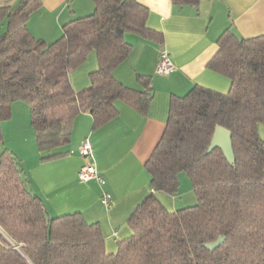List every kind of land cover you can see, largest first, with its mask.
<instances>
[{
	"label": "trees",
	"instance_id": "1",
	"mask_svg": "<svg viewBox=\"0 0 264 264\" xmlns=\"http://www.w3.org/2000/svg\"><path fill=\"white\" fill-rule=\"evenodd\" d=\"M180 1V0H174ZM197 4L199 0H182ZM94 10L62 25L53 41L36 37L31 13L41 0L0 5V264H264V33L244 37L226 28L208 67L228 76V92L196 84L173 94L165 130L147 159L152 192L131 212V234L116 251L106 249L98 222L79 212L52 216L30 190L21 159L2 149V121L11 103L30 106L40 151L70 141L76 116L89 111L93 126L107 122L123 99L146 113L152 89L125 85L114 75L132 43L126 33L159 36L147 25L149 8L138 0H93ZM98 67L90 84L76 91L69 73L90 51ZM217 124L232 131L235 161L209 144ZM185 171L197 203L168 208L154 191L174 194ZM225 235L210 250L206 242Z\"/></svg>",
	"mask_w": 264,
	"mask_h": 264
},
{
	"label": "crops",
	"instance_id": "2",
	"mask_svg": "<svg viewBox=\"0 0 264 264\" xmlns=\"http://www.w3.org/2000/svg\"><path fill=\"white\" fill-rule=\"evenodd\" d=\"M20 1L0 0V5ZM138 1L149 8L147 25L160 34L143 37L126 33L132 49L115 68L114 75L125 85L140 90L146 87L139 75L149 76L153 96L147 112L119 98L115 101L117 115L94 127L92 114L82 111L74 120L70 141L46 152L39 150L32 125L27 134L13 136L20 146L16 152L26 172V185L42 198L49 214L79 211L88 222H98L108 251H116L119 240L131 234L130 214L152 192L145 163L165 130L171 96L184 95L196 84L228 92L231 79L208 67L218 51L219 36L226 28L244 37L264 33V0H199L197 4L182 0ZM93 10V0H41L28 25L36 37L53 41L62 32L60 25ZM162 50L168 51L174 63L169 74L157 71ZM97 67L98 56L92 50L83 63L70 71L73 88L78 91L88 86L90 73ZM86 137L92 143L104 183L78 177L83 163L80 147ZM180 174V187L174 194L154 191L170 209L178 208L182 183L187 186ZM189 190H193L192 183ZM103 192L112 195L109 205L101 201Z\"/></svg>",
	"mask_w": 264,
	"mask_h": 264
},
{
	"label": "rangeland",
	"instance_id": "3",
	"mask_svg": "<svg viewBox=\"0 0 264 264\" xmlns=\"http://www.w3.org/2000/svg\"><path fill=\"white\" fill-rule=\"evenodd\" d=\"M60 27H62V25H60ZM6 28H7V20L5 19L0 23V35L3 32H5ZM11 107H12L11 117L2 121V131H3V135H4V142L2 143V149L7 148L10 151H12L13 153L17 154L16 150L19 149L20 146L17 143V141H18L17 138L15 139L13 136L15 133L25 135V134H27V131L32 130L31 129V125H32L31 124V111H30L31 109H30L29 104L23 100H17L14 102V104L12 102ZM12 116H13V119H11ZM263 125L264 124H260L259 127L261 129L260 132L264 138V126ZM19 158H21V157H19ZM21 168H22L24 177L27 178L26 172L23 168V164H22ZM180 176H181V180L183 177L185 178V180L187 181V186H186V184L182 183L181 189H182L183 194H182L181 198L184 201L179 205V201L182 199H180V194H178V204H177L178 208L182 207V206L195 204V203H197V200H198L197 196L194 192V188L191 192H190V190L188 191V185H190V187H191V182H190L188 174L185 171H183V172H181Z\"/></svg>",
	"mask_w": 264,
	"mask_h": 264
},
{
	"label": "built area",
	"instance_id": "4",
	"mask_svg": "<svg viewBox=\"0 0 264 264\" xmlns=\"http://www.w3.org/2000/svg\"><path fill=\"white\" fill-rule=\"evenodd\" d=\"M174 69V63L166 50H162L160 53L157 71L161 74H169ZM80 155L83 157V163L78 170V177L82 181H88L90 179H97L99 182L104 183L105 179L98 171L96 167L95 157L92 150V143L88 137H86L80 147ZM112 199V195L108 192H103L101 201L105 205H109Z\"/></svg>",
	"mask_w": 264,
	"mask_h": 264
},
{
	"label": "water",
	"instance_id": "5",
	"mask_svg": "<svg viewBox=\"0 0 264 264\" xmlns=\"http://www.w3.org/2000/svg\"><path fill=\"white\" fill-rule=\"evenodd\" d=\"M217 147L223 151L230 163H234L235 152L233 148L232 131L220 124L216 125L208 148L209 150H213ZM225 239L226 236L221 234L217 239L206 242L205 246L210 250H214L219 247L225 241Z\"/></svg>",
	"mask_w": 264,
	"mask_h": 264
}]
</instances>
